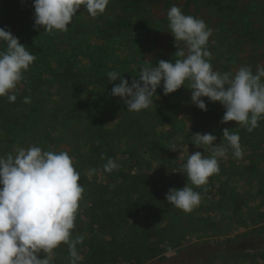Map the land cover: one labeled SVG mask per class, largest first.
<instances>
[{
    "label": "rangeland",
    "instance_id": "374dc122",
    "mask_svg": "<svg viewBox=\"0 0 264 264\" xmlns=\"http://www.w3.org/2000/svg\"><path fill=\"white\" fill-rule=\"evenodd\" d=\"M173 5L212 29L207 48L214 71L234 75L241 66H250L255 73L257 65L264 66V0H110L105 13L96 18L82 6L67 32L53 34L34 29L33 0H0V27L10 30L36 57L15 90L22 98L14 108L30 114L33 121L12 133V142L0 156L14 154L17 146L32 145L69 154L85 189L73 230L74 236L85 238L77 246L79 264H95L104 244L114 256L119 255L113 264H134L115 248L131 238L124 227L111 235L87 227L93 195L121 207L128 199H140L142 193L150 199L147 204L161 203L166 212L158 216L159 226L168 229L158 232L156 240L168 236L174 242L217 243L264 220V120L252 132L234 121L221 124L223 106L205 97L207 111L199 109L191 102L187 81L185 87L169 95L163 94L161 85L154 103L139 113L127 111L122 100L111 95L119 81L109 83L108 72L117 71L131 83L139 77L142 65L182 59L175 54L180 49L186 52V48L182 42L179 48L175 45L168 28L167 12ZM26 96L31 103L23 102ZM7 100L0 97V108ZM74 113L78 118L68 120L67 114ZM91 118L104 119L105 129L110 130L108 140L114 145L110 153L105 148L103 157L88 160ZM128 120L136 122L132 131L126 127ZM224 128L242 137L243 158L233 159L229 153V159L220 162L219 174L210 177L203 188H194L202 199L191 213L168 204L169 189L183 188L187 182L178 172L180 163L189 154L204 152L193 144V135L211 133L217 137L214 143H219ZM156 140L159 146L153 149ZM107 158L118 164L111 173L103 171ZM93 168L97 171L89 174ZM153 240L150 244L155 246ZM160 243L168 247L171 241L160 239ZM125 247L128 253L138 248L132 242ZM57 250L69 255L64 245ZM69 260H61L57 254L55 264H69ZM213 264H264V259L256 254L219 255Z\"/></svg>",
    "mask_w": 264,
    "mask_h": 264
},
{
    "label": "clouds",
    "instance_id": "9594fccd",
    "mask_svg": "<svg viewBox=\"0 0 264 264\" xmlns=\"http://www.w3.org/2000/svg\"><path fill=\"white\" fill-rule=\"evenodd\" d=\"M23 2V0H22ZM110 0H33L34 29L53 34L67 32L81 7L90 17L105 13ZM168 28L180 49L175 61L159 60L154 65H142L138 78L129 83L117 71L107 73L108 82L119 81L111 89L127 111L139 113L150 108L157 96L174 93L185 82L191 90V102L207 111L208 102H219L225 109L221 124L235 122L236 126L252 132L264 120V66L257 65L255 73L250 66H241L233 75L214 71L211 52L207 48L212 29L205 21L185 15L173 5L167 12ZM0 97L15 102V90L25 80L36 57L20 43L10 30L0 27ZM158 98V97H157ZM24 103H31L26 96ZM194 145L203 149L189 154L179 165L186 177L183 188H170L166 193L168 204L191 213L201 203V193L209 178L219 174L220 162L242 159L244 151L238 133L222 130V139L211 133L193 135ZM118 168L107 158L103 171L111 173ZM97 169L89 170L93 174ZM80 173L66 151H45L32 145L17 146L15 152L0 156V264H55L56 250L64 245L68 249L69 264H79L78 245L83 235H73L79 201L85 191L79 183ZM191 185V186H190ZM206 191L207 189L204 188ZM43 253V258L40 254Z\"/></svg>",
    "mask_w": 264,
    "mask_h": 264
},
{
    "label": "trees",
    "instance_id": "16d2710c",
    "mask_svg": "<svg viewBox=\"0 0 264 264\" xmlns=\"http://www.w3.org/2000/svg\"><path fill=\"white\" fill-rule=\"evenodd\" d=\"M136 1L138 2L139 0ZM16 96L17 99L15 102H9L7 100L4 103V107L0 108V151L6 149V145L12 142V133L19 130L21 125H24L26 122L29 121L28 123L31 124L33 121L32 119L30 120V114L26 115L22 110L16 111L14 109L17 107L18 101L22 98V95L17 94ZM67 115H70L67 118L68 120L78 118V113ZM103 120V118L100 120L91 118L89 120V130L91 132L89 140L91 143L88 142V160L92 156L96 157V159L103 157V149L105 148L110 153L114 145L108 140L110 130L105 129ZM66 122L68 121L66 120ZM135 123L133 120H128L126 127L132 131V125ZM162 136L160 135V137ZM241 141L242 137L240 139ZM156 146H159V140H156L153 149H156ZM153 153H155L154 150ZM93 196L94 199L91 203V213L87 227H90L91 231L98 232V234L107 232V235L115 234L121 227H124L128 234L130 233L129 236L131 238L127 243L120 242L116 244L115 248L118 254H122L127 258V261H133L134 264H213L219 255L236 257L256 254L264 259V224H262L264 220L252 223V227H256L235 236L233 239H227L217 243L204 242L189 244L187 241L183 242V240H176L174 242L172 237L168 236L160 237L164 241H171V244H167V247L166 245L163 246V243H160L159 238L158 240L155 239L158 232L168 229L167 226H159L161 220H159L158 216L161 217L160 213L166 212V209L161 203L147 204L150 199L146 198V195L143 193L140 199L135 201L128 199L122 207L107 201L100 195ZM262 216L264 217V214ZM128 220H130L131 225L127 224ZM144 232L148 234H144ZM152 239H154L153 244L155 246L150 244V240ZM130 242L134 243L138 248L128 253L125 251V246L129 245ZM90 247H92V244H90ZM56 251L61 260L62 258L69 259V255L60 254L58 253L60 251ZM98 252L100 254H95L97 256L94 258L95 264H113L118 261L119 255L114 256L112 250L108 249L105 244L100 246Z\"/></svg>",
    "mask_w": 264,
    "mask_h": 264
}]
</instances>
